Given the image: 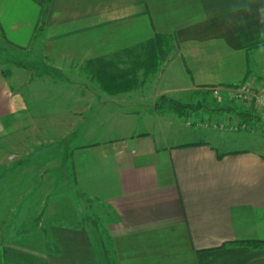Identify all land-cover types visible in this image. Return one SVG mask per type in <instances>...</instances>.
<instances>
[{
  "label": "crops",
  "instance_id": "obj_1",
  "mask_svg": "<svg viewBox=\"0 0 264 264\" xmlns=\"http://www.w3.org/2000/svg\"><path fill=\"white\" fill-rule=\"evenodd\" d=\"M262 8L264 0H0V48L39 49L38 59L65 79L55 85L47 76L41 86L39 77L28 83L0 64V144L17 139L24 122L54 123L56 92L78 93L85 125L108 109L114 122L120 110L150 108L144 130L115 134L125 129L118 124L112 137L83 143L96 133L85 131L68 154L74 188L102 208L103 225L82 218L18 230L4 223L0 264H264V248L247 244L264 242V137L249 132L255 145L239 146L229 129L207 125L240 121L232 109L212 113L202 104L205 91L221 99L243 86L264 90ZM155 32L169 34L174 50L143 86L108 96L87 82L88 61L118 59L125 68L122 52ZM71 77L80 82L68 83ZM161 97L201 108H188L187 117L158 112ZM58 103L71 107L66 97ZM262 115L248 126L261 132ZM7 155L0 150V163ZM6 171L0 164V222Z\"/></svg>",
  "mask_w": 264,
  "mask_h": 264
},
{
  "label": "rangeland",
  "instance_id": "obj_2",
  "mask_svg": "<svg viewBox=\"0 0 264 264\" xmlns=\"http://www.w3.org/2000/svg\"><path fill=\"white\" fill-rule=\"evenodd\" d=\"M39 52V49H37V51L27 49L16 52L7 49L4 52L0 48L1 68L6 73H10L11 70L21 72L22 79H24V81L28 80V83L39 77L40 83H42L41 86L45 85L44 82H46L45 79L47 76L55 79V85H57V81L65 80L48 67L45 61L38 59ZM32 53L38 56L32 55ZM139 75H141V69ZM66 80L70 84H78L80 82L78 78L75 79L72 77ZM87 80L88 83H95L93 77H88ZM138 81H140V86L146 83V80L142 81V76L138 77ZM24 86L28 87L26 85ZM27 92L30 93V91ZM205 92L209 99L208 102L204 100L202 104L203 107H206L208 111L212 113L223 112V110H227L229 106L230 109H232L231 113L234 114L232 116L234 118L236 116L239 120V114L241 112L253 114V118L246 123H241L234 119V121L224 124L222 122H218L217 125L207 123L210 128L223 126L229 129V133H234L232 134L233 137H238V140L241 139L239 146H246L247 148H250L257 142L256 138L254 140V137L249 135V132L254 131L257 132L260 137H264V127H262L260 132L259 129H253L248 126L252 120L259 118L260 113H264L257 109L252 103L241 100L237 95L238 89H231L230 95L224 94V96H222L221 94L219 96L221 99L214 96L212 97L210 95V93L213 92L212 90ZM43 97H46V95ZM57 97H59V99H57ZM65 97L69 99L71 107L68 110H60L58 101H63ZM50 98V101L56 102V104H54V123L50 122L47 127L46 124L43 125L42 123H39V125H27L24 122V125L17 131V139L11 137L8 138L7 142H2L0 144V150L8 154L6 158H1L0 163L7 168L6 174L8 183V201L5 207L6 211L3 220L0 222V229H2L4 223L7 229L18 230H33L40 225L45 227L50 223L72 226L77 225L78 221L82 218L96 221L99 226L103 225L102 215L104 212H102V208L97 203L82 198L74 188V178L69 166L68 154L74 146L81 143L79 139L81 136H84L83 133L85 131H96V133L88 136L86 139L87 142L83 143H88L89 140L92 141L95 138H102V133H105L104 135L108 138L112 137L107 133L109 129L113 130L119 128L118 124H120L121 127L125 126V129H121L115 134H123L124 132L127 134L126 131L128 130H131L129 133H137L140 130H144L143 122L150 113V108H148V106L135 105L133 106L134 110H120L122 115L116 118L119 119V122L116 119L113 122L109 117L112 111L108 109L107 111H101L102 120L95 123L93 118H91L90 121L88 118V122L85 125L79 121L80 111L77 108L78 93H71L69 97H67L66 93L62 95V93L56 92L54 97L50 96ZM245 102L250 104V107L244 105ZM164 104L167 105L166 103ZM181 104L186 106L183 103ZM133 111H135V113H133L134 121L131 120L132 118L127 120V114ZM41 112L43 113V111ZM91 112L88 111L87 117L91 115ZM117 112H119V110ZM163 112L177 114L184 112L183 114H186V117L190 113L188 110L172 111L169 110V108L165 109ZM128 121L130 124H128ZM80 132L82 133L79 134ZM50 142L53 144H48ZM47 146L52 148L47 150ZM261 150L262 154H264V145Z\"/></svg>",
  "mask_w": 264,
  "mask_h": 264
},
{
  "label": "trees",
  "instance_id": "obj_3",
  "mask_svg": "<svg viewBox=\"0 0 264 264\" xmlns=\"http://www.w3.org/2000/svg\"><path fill=\"white\" fill-rule=\"evenodd\" d=\"M49 2L50 0H44V5ZM45 14L46 9L44 8L41 13L39 29L42 27ZM173 50L172 37L166 33L155 32L152 38L122 52L129 57L128 66L125 68H120L121 61L118 59L108 60L100 58L88 61L86 69L98 83L104 94L117 96L129 93L140 86V81H138L140 69L142 81L156 74ZM155 107L158 112H163L167 108L172 111L201 108V106L194 108L190 105L184 106L179 101L168 97H161ZM183 113H179V115H183ZM239 118L241 123H246L253 116L248 112H241ZM247 244L253 248H264V242H249Z\"/></svg>",
  "mask_w": 264,
  "mask_h": 264
},
{
  "label": "built area",
  "instance_id": "obj_4",
  "mask_svg": "<svg viewBox=\"0 0 264 264\" xmlns=\"http://www.w3.org/2000/svg\"><path fill=\"white\" fill-rule=\"evenodd\" d=\"M237 95L241 100L252 103L257 109L264 113V90L256 92L247 86H243L238 89Z\"/></svg>",
  "mask_w": 264,
  "mask_h": 264
},
{
  "label": "clouds",
  "instance_id": "obj_5",
  "mask_svg": "<svg viewBox=\"0 0 264 264\" xmlns=\"http://www.w3.org/2000/svg\"><path fill=\"white\" fill-rule=\"evenodd\" d=\"M261 11L264 12V8H262Z\"/></svg>",
  "mask_w": 264,
  "mask_h": 264
}]
</instances>
